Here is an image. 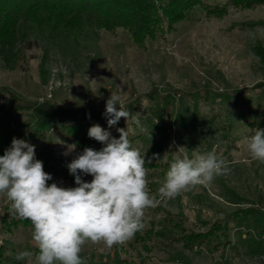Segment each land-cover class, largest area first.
Here are the masks:
<instances>
[{"label":"rangeland","instance_id":"rangeland-1","mask_svg":"<svg viewBox=\"0 0 264 264\" xmlns=\"http://www.w3.org/2000/svg\"><path fill=\"white\" fill-rule=\"evenodd\" d=\"M207 2L224 11L215 14L195 7L143 47L122 29L75 40L45 30L27 37L33 47L15 69L0 66V116L28 133L39 130L31 136L36 159L42 150H52L56 161L44 170L59 186L75 187V180H65L48 167L68 164L83 151L74 135L63 130L65 122L94 121L111 135L116 131L118 138L117 128L127 129L124 118L112 128L107 125L103 113L111 93L120 94L125 108L139 114L146 131L129 121V140L145 155L147 168L153 156L148 147L163 140L160 159L153 160L158 165L148 168L152 194L156 190L149 183L159 188L179 147H186L189 155L215 150L228 163L229 173L210 185L146 209L143 230L124 245H85L80 254L85 264H264V222L250 214L244 223L237 220L242 209L264 211V163L251 160L246 149V138L264 129V1L250 7L230 0ZM155 116H162L163 138L154 130L159 123ZM56 139L75 143L76 151L64 156L66 149ZM103 146L98 142L92 148ZM81 175L85 182L92 179ZM3 215L13 216L0 195ZM166 219L179 223L173 234L162 233ZM216 222L220 230L210 241L190 249L175 237L190 230L207 235ZM32 232L30 221L8 230L0 222L6 264H34L38 248ZM21 251L33 253L31 261L17 260Z\"/></svg>","mask_w":264,"mask_h":264},{"label":"clouds","instance_id":"clouds-1","mask_svg":"<svg viewBox=\"0 0 264 264\" xmlns=\"http://www.w3.org/2000/svg\"><path fill=\"white\" fill-rule=\"evenodd\" d=\"M103 115L109 128L124 118L127 129L117 128L120 135L114 138L99 125L89 128V138L104 146L100 150L85 147L67 164L75 187L49 184L52 176L36 159L35 146L25 139L13 138L0 156V195L9 202L15 218L32 225L38 248L34 264H85L80 255L85 245L102 244L108 249L124 245L143 230L146 209L196 186H208L230 171L227 161L215 150H193L189 155L186 147H179L163 182L152 194L145 155L129 140V121L140 132L146 131L139 114L125 108L120 94L111 93ZM56 143L65 147L64 156L76 151L75 143L64 144L59 139ZM246 149L251 160L264 163V129L257 128L246 138ZM159 159L153 154L147 164ZM81 174L90 175L91 181L85 182ZM32 257L33 253L21 251L15 258L31 261Z\"/></svg>","mask_w":264,"mask_h":264},{"label":"trees","instance_id":"trees-1","mask_svg":"<svg viewBox=\"0 0 264 264\" xmlns=\"http://www.w3.org/2000/svg\"><path fill=\"white\" fill-rule=\"evenodd\" d=\"M208 0H0V66L5 70L15 69L19 61L24 57V52L33 47V43L27 40L32 33H42L48 30L52 33L62 32L66 37L75 40L79 37H87L96 35L98 31L114 33L119 29L124 30L129 38L143 47L148 40H154L163 35L173 25L181 19H184L188 13L195 7L202 6L208 12L220 14L221 8H211ZM264 0H230L235 6L250 7L255 4L262 3ZM42 66L45 64V58L41 61ZM45 72V69L43 70ZM159 107H155L154 110ZM159 123L154 130H160L161 138L163 128L160 126L162 116H155ZM98 125L94 121L72 119L65 122L63 130L74 135L75 142L81 147H95L98 141L89 138L88 130L91 126ZM100 126V125H99ZM102 128L104 126L101 125ZM105 129V128H104ZM29 129L12 126L8 121L0 116V156L6 149L11 146L13 138L25 139L31 145L32 133L36 134L39 130L29 132ZM152 135V131H150ZM118 138L117 132L111 135ZM163 140H160V142ZM160 142L153 143L148 147L149 156L159 152ZM157 148V149H156ZM160 153V152H159ZM40 161L43 162L44 168L53 162L54 155L52 150H42L39 155ZM56 161V160H55ZM55 163L48 167L50 171L59 172L62 178L73 182L75 180L68 169L67 164ZM148 168L156 167L157 162L147 164ZM163 167H167L166 164ZM52 175L51 172H49ZM59 174V175H60ZM54 182V178L48 181L49 184ZM149 186H154L157 191L158 183L150 182ZM250 209V208H249ZM238 221L239 224L244 223L243 220L250 216H254L255 220L260 219L264 222V211L251 209H242ZM251 213H249V212ZM237 218V215H234ZM163 231L168 235V231L174 233V227H178L179 223H173L171 219H166ZM2 227L7 230L10 227H16L19 223L25 224L28 220L17 219L14 216H0ZM171 223V226L169 225ZM216 224V225H214ZM212 228L206 231L207 235H201L198 232L190 230L187 234H181L177 240H181L185 249H190L195 243L200 244L210 241L212 236L220 230V225L214 223ZM181 227V226H180ZM167 229V232L164 230ZM180 238V239H179ZM257 244H255L256 246ZM38 252V251H37ZM0 264H6L4 249L0 247ZM20 264V263H13Z\"/></svg>","mask_w":264,"mask_h":264}]
</instances>
